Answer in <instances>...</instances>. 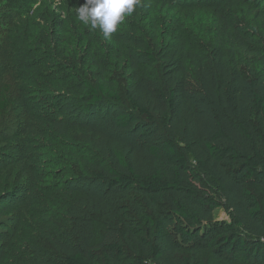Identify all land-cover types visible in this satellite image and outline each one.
I'll use <instances>...</instances> for the list:
<instances>
[{
	"label": "trees",
	"instance_id": "16d2710c",
	"mask_svg": "<svg viewBox=\"0 0 264 264\" xmlns=\"http://www.w3.org/2000/svg\"><path fill=\"white\" fill-rule=\"evenodd\" d=\"M30 1L8 0L17 7ZM88 1L85 14L89 13L106 37L120 21L139 32L136 22L125 19L118 10L122 0ZM178 1L158 0L164 45L155 74L142 75L129 59L125 61L128 83L122 92L103 74L75 82L76 92L69 98L73 124L89 137L69 150L90 184L100 183V187L71 203L66 229L54 231L50 251L38 253L32 264H202L204 251L217 264H264V79L246 83L236 61L226 59L221 47H213L211 56L201 57L194 70L198 80L211 81L218 92L217 125L208 137L176 135L174 123H182L191 112L189 92L195 78L187 67L181 31L188 23L201 28L210 24L211 37L218 40L221 28L213 11L192 10L186 17L176 5ZM221 1L249 10L243 0ZM66 4L75 3L67 0ZM62 23L55 18L31 48L33 63L45 68L43 74H54L52 66L60 71L71 67L57 61L59 46L66 40ZM107 42L106 55H99V61L110 64L112 60L106 56L114 57L119 64L120 49ZM69 45L82 52V61H86L91 56V29L74 25L65 46ZM144 54L151 63L156 62L148 49ZM227 84L232 88L230 103L223 94ZM44 95L39 102L45 115H56L65 105V95L51 89ZM106 101L126 103L129 110L116 119L120 127L132 122L169 128V132L143 146L101 131L91 119ZM8 106L0 92V112ZM20 145L18 142L16 148ZM136 154L145 161L136 162ZM3 159L8 162L12 155L0 149V161ZM18 190L19 186L10 199L16 198ZM218 208L227 219L214 217ZM13 211L10 202L0 203V218ZM96 221L105 228L94 245ZM6 226L0 219V228Z\"/></svg>",
	"mask_w": 264,
	"mask_h": 264
},
{
	"label": "rangeland",
	"instance_id": "374dc122",
	"mask_svg": "<svg viewBox=\"0 0 264 264\" xmlns=\"http://www.w3.org/2000/svg\"><path fill=\"white\" fill-rule=\"evenodd\" d=\"M31 0L21 7L8 0H0V92L9 101L5 112H0V149L11 153L12 159L0 161V203L10 202L14 211L5 220L6 228H0V264H32L38 253L50 251V237L54 231L66 229L67 209L83 194L96 190L100 183L90 184L87 175L77 165L69 147L88 139V134L73 124L75 116L69 106L70 97L76 92V81L96 79L101 74L110 79L119 91L128 83L125 61L131 59L142 75L155 74L161 62L163 36L162 12L158 0H122L118 10L125 19L136 22L139 32L132 30L125 21L115 23L108 37L93 24L88 0ZM235 1V0H232ZM187 17L188 11L203 9L213 11L221 23L218 40L211 37L210 24L201 28L188 23L181 31L182 49L187 67L193 79L190 89L191 112L182 123H174L176 135L191 139L195 135L208 137L219 120L220 100L211 81L197 79L194 65L201 57L212 54V48L219 46L226 53V59L236 61L246 83L264 79V0H243L249 10L244 11L236 3L226 6L221 0L197 1L179 0ZM249 15H247V12ZM245 13V14H244ZM105 15H102V17ZM62 19L60 25L66 30L64 46H59L57 61L71 64L66 70L54 74H43L45 68L33 63L36 39L43 31ZM119 19V18H118ZM91 29V56L82 61L81 54L73 45L66 47L70 30L76 24ZM120 49L119 64L115 58L107 57L112 63H102L99 55L105 54L108 42ZM156 58L151 63L144 54L146 50ZM263 56V57H262ZM69 57V58H68ZM51 67V66H50ZM46 89L65 95L66 102L54 116L48 117L39 100L45 97ZM225 100L230 103L232 88H223ZM128 109L126 103H106L91 119L97 129L132 140L141 145L156 142L169 132V128L143 126L130 122L120 127L116 119ZM21 145L16 148L17 143ZM7 156V155H4ZM134 160L145 161L136 154ZM18 179V180H17ZM15 184L19 186L15 199H10ZM216 219H227L222 208L214 210ZM96 245L102 237L105 226L94 224ZM211 254L204 251L202 264H217Z\"/></svg>",
	"mask_w": 264,
	"mask_h": 264
}]
</instances>
